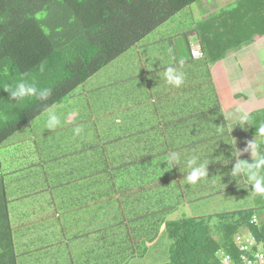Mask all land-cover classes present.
Here are the masks:
<instances>
[{"label": "trees", "instance_id": "1", "mask_svg": "<svg viewBox=\"0 0 264 264\" xmlns=\"http://www.w3.org/2000/svg\"><path fill=\"white\" fill-rule=\"evenodd\" d=\"M199 1L0 0V264L33 260L35 264H130L145 256L144 244L157 240L163 224L170 245L168 261L161 264H222L224 255L231 257V264H240L236 237H252L255 246L264 244V194L254 192L246 174L231 175L237 163L236 148L223 112L210 110L216 114L212 117L220 116L223 131L220 140L208 137L198 142L205 149L198 163L210 164L207 169L212 170L218 156H224L225 163L232 162L231 170L225 168L221 174L222 179L225 175L233 181V186L223 183L225 192L246 187L243 191L252 206L241 210L167 221V214L188 203L184 188L177 184L159 188L161 181L152 182L134 170H120L122 164L110 152L116 150V139L101 145L81 141L80 150L64 144L55 157L33 160L32 167L36 163L42 167L45 184L29 194H24V187L16 186L14 192L10 188L17 182L16 173L25 179L29 176L21 173L25 168L7 166L6 170L1 161L7 141L33 128L47 107L68 101L90 79L136 48L169 41L176 63L184 64L193 57L188 38L194 34L201 55L198 65L205 68L210 83L213 66L264 39V0H236L231 8L221 7L203 20L191 11ZM21 80L35 81L50 95L11 101L4 89L14 88ZM215 99L218 102L216 94ZM246 116L247 131L257 138L260 155H264V136L258 131L264 124V107ZM45 149L36 145L38 153ZM59 155H72L66 160L70 168L60 174L44 170L46 162ZM76 161L92 169L76 168ZM55 163H50L51 169ZM260 173L264 175V166ZM195 192H205L204 186ZM167 193L168 201L156 198ZM37 199L38 206L27 208ZM30 230L36 236L42 233L39 245L28 241ZM121 231L127 234L128 243L115 242Z\"/></svg>", "mask_w": 264, "mask_h": 264}, {"label": "crops", "instance_id": "2", "mask_svg": "<svg viewBox=\"0 0 264 264\" xmlns=\"http://www.w3.org/2000/svg\"><path fill=\"white\" fill-rule=\"evenodd\" d=\"M188 40L190 41L191 51H199L195 35L191 34ZM160 43H165L168 47L166 57L161 56L159 53V46L157 45ZM160 43L136 48L121 59L122 61L131 59V63L135 64V69L131 68L126 73L123 82L127 84V95L124 97L125 100L122 98L119 100L120 104L101 101L97 111L91 115L90 111L95 110L96 107L90 105V102L87 103V106H84V103L69 99L70 103L66 101L59 105V107H62V105L65 108L68 107V111L58 113V115L61 118V125H64L62 129L77 127L78 131L73 133L76 140L88 141L81 139L83 136L84 138L90 136L83 134L89 130L86 129L85 126L87 125L85 123L90 126L93 124V133L96 134L92 135L94 140L96 137L105 142L116 139V150H110V152H113L112 156L117 158V163L122 164L123 167L120 170H134L135 173L140 172L148 176L152 182L161 181L159 188L173 187L177 184L184 188L186 201L191 202L190 198L194 197L193 201L195 202L198 201L200 195L195 192V189H200L206 185L203 184L204 181L195 184L187 181L186 177L192 170L188 165V160L195 156L198 157L199 162V157L205 155V149L200 152L196 146L198 142L190 143L188 141L189 139L193 141L203 140L208 137H213L214 142L221 139L223 127L219 126L220 116L209 118V115L215 114L210 110L218 111V113L223 112L228 128L225 107L232 106L231 104L236 103V98L241 95V90L232 94V91L227 88L228 84L234 81L233 78L239 71L237 70L239 65L235 64V61L239 58L245 68V63L248 65H251V63L244 60L247 48L243 52L230 54L224 61L212 67V78L211 82L208 83L205 78L206 70L198 65V58L191 57L190 62L177 64L170 42ZM255 65L257 63L253 64L254 67H256ZM168 67H175L185 74L184 83L180 87L167 83L164 72ZM239 73L241 72L239 71ZM208 88L213 93V107H211L210 102L204 99V95L201 96L196 93V97L193 98L196 103H199L195 108L201 107L203 109L202 117L199 118L194 113L179 115L173 111V100L182 98L187 93H194ZM215 94L218 102L215 99ZM242 105L243 108L248 107L247 103ZM94 115H97L98 118L96 119ZM61 134L68 138L66 133ZM234 147L236 148L235 144ZM172 152L179 154V160L167 165L166 158ZM86 154L87 157L90 156L89 153ZM107 156L110 157V155ZM73 157L76 158V155L74 154ZM126 162L136 163L128 165L127 168L124 166ZM75 164L77 165L76 168L86 167L84 169H92L87 164L79 165L77 161ZM104 164L107 165V162ZM168 194L170 193L160 194L156 198L168 201ZM170 196L174 197V194ZM174 210L176 209H173L170 213ZM169 214L165 216V219Z\"/></svg>", "mask_w": 264, "mask_h": 264}, {"label": "rangeland", "instance_id": "3", "mask_svg": "<svg viewBox=\"0 0 264 264\" xmlns=\"http://www.w3.org/2000/svg\"><path fill=\"white\" fill-rule=\"evenodd\" d=\"M235 1L236 0H200L197 4L193 5L191 11L196 19L203 20L208 16L214 15L220 10L219 8L221 7L231 8ZM157 46H159L160 55L166 57L168 55L167 45L165 43H160ZM245 50L246 49H243L241 51L243 52ZM123 58L124 56L111 64L105 70L101 71L97 76H94L92 79H90L82 88L78 89L74 93V96H71L72 98L70 99L84 103V106H87V103L90 102V105L96 107L95 110L93 109L90 111L91 115L97 111L101 101H111L115 102L116 104H120L119 100L121 98L125 100L124 97L127 95V84L126 82H123V80H125L128 70L131 68L135 69V64L131 63V59L122 61L121 59ZM244 58V60L249 61L251 65L245 63V68L243 62H241L238 58V60L235 61V64L239 65L237 70H239L241 73L238 71L236 76L233 78L234 81L229 83L227 87L232 91V94L241 90V95L240 97L236 98V103H232V106L230 107L227 105V107H225V114L229 124V132L231 138L233 139L232 141L236 146V151L239 152V158L241 161L253 158L251 150L245 151V149L247 148L248 142L254 141V139L257 142L256 137L249 135L247 131V125L243 120H241V116L249 113L251 110L261 108V106L262 108L264 107V39L258 43H254L251 47H248ZM255 63H257V65H255L256 67L253 66ZM196 93L200 94L201 96L204 95V99H206V101L214 104V101L212 100L213 93L211 92V89L208 88L206 90H199L197 92L195 91L194 93H187L182 98L173 100V111L179 115L194 113L198 115L199 118L202 117L201 114L203 109L201 107L195 108L196 105L199 104L193 100V98L196 97ZM68 103H70V100H68ZM245 103L248 104L247 108H243L242 104ZM213 104L211 107H213ZM53 109L57 113L67 111L63 105L62 107L57 106ZM212 115L213 114L209 115V118H212ZM94 117H96V119L98 118L97 115H94ZM46 120L47 113L43 114L39 119H37V122L33 128L23 130L21 133L14 136V138L8 140L5 145V147H7L1 151V161L3 163V167L6 170H8L7 166L9 168L12 167L16 169H18V167H23L25 170H23L21 173H25L27 175L29 174V176L25 179V175L19 176V174L16 173L14 179L17 180V182L15 181L10 184V188L13 192L17 191L16 186H18V188L24 187V194L32 193L35 190L40 189L41 186H44L45 183L43 184L42 182V167L37 165V163L36 166L32 167L33 160H42V158H45L44 160H48L55 157V155L61 151V149H63L64 144H69L71 146V150H80L82 148L81 141L76 140L73 134L78 131L77 127H74L73 129H62L64 125H61L60 123L55 129L49 130L46 126ZM85 124L87 125L85 126L86 129L89 130L84 134L90 135L89 137L91 139L89 140V137L84 138V136L81 137V139L88 140L86 142L89 144H91L93 141H97L96 143L100 145L101 143L105 142L101 141L100 139L98 140L97 137L94 140L92 135L96 134L93 133V124L91 126L87 123ZM31 130H33L34 133H32ZM47 131L51 132L44 134V132ZM61 133H66L68 138H66L65 135ZM200 140L201 139L193 141L192 139H189L188 142L194 143L199 142ZM12 142L16 143L11 146L10 144ZM37 144L46 149L38 153L36 150ZM196 146L200 152L204 151V146L202 143H198ZM39 154L41 158L39 157ZM63 154L65 155V152ZM61 156L62 155H59L57 157L59 159L54 158L56 159L54 161H47V166L44 168V170H47L51 174H60L59 172H61L63 168H70V166L66 164V160L72 158V155L66 157ZM55 161L57 162V165L55 163L54 168L51 169L49 165L51 162L54 163ZM212 164L214 165V167H212L213 169H207L208 172H210V170L212 172L209 173L210 175L208 178L206 176V181H204L206 184L203 182V184L206 185L204 187L205 192H202L198 196V201L194 202V197H191V202L183 204L181 207L170 213L166 218L167 221L188 217L219 214L222 212L241 210L252 206L251 198L246 196L245 192L243 191L246 187H242V190L234 189L225 192V185L223 183L230 182V185L233 186V181H230L225 175L222 179L221 172L225 168H227L226 170L230 171L232 162L229 164L225 163L224 156H218L214 159ZM28 165L31 166L27 167ZM208 168H210V164H208ZM62 189L63 188L60 190ZM219 191H223V193H219ZM16 194L17 192H15L14 195ZM34 196H37V194ZM40 203L41 202L39 200L33 201V203L29 204L27 208L32 209V207H36ZM35 225H38V223ZM37 229L39 228H34L33 230ZM32 232L33 231L26 233L27 239L29 242H33L34 246H37L39 245L38 240H40V238H44L42 233L36 236L33 235ZM126 235L127 234L124 233V231H121V237L115 236V242L118 244L122 239L124 241L126 240V243H128L129 238ZM35 243L37 244L35 245ZM169 245L170 241L166 236L165 226L163 224L159 228V235L156 242H154L152 245L147 243L144 244V248L147 250L145 256L142 259L136 258L135 260L131 261L130 264L166 263L168 261ZM120 246L123 249L128 248L127 245L124 244H120ZM57 249L59 250V246ZM25 263L35 264V260Z\"/></svg>", "mask_w": 264, "mask_h": 264}, {"label": "clouds", "instance_id": "4", "mask_svg": "<svg viewBox=\"0 0 264 264\" xmlns=\"http://www.w3.org/2000/svg\"><path fill=\"white\" fill-rule=\"evenodd\" d=\"M165 79L169 85L180 87L184 83L185 74L179 71L175 67H168L164 72ZM4 91L9 93V97L11 101L20 102L25 98L29 97H38L40 99H47L50 95V92L47 89H41L37 86L35 81L27 82V81H19L15 87L8 86L4 89ZM47 113L46 126L49 130L55 129L60 123L61 119L58 113L51 107H47L45 109ZM248 117L246 115L241 116V120L247 121ZM259 133L264 136V124L258 129ZM251 150V154L253 157L259 156L258 159L253 160L251 163L240 161L238 159L239 152L236 151L233 157L237 158V163L233 168L231 173L232 176H236L239 174H246L248 179L253 181V190L257 194H264V175H261L260 170L262 166H264V155H260V148L256 140L248 142L247 148L245 151ZM179 160V154L176 152H172L167 158L166 163L173 164ZM189 167L192 168L191 172L186 177L189 183L195 184L202 178L208 176V164L206 163H198V157H192L188 160Z\"/></svg>", "mask_w": 264, "mask_h": 264}, {"label": "built area", "instance_id": "5", "mask_svg": "<svg viewBox=\"0 0 264 264\" xmlns=\"http://www.w3.org/2000/svg\"><path fill=\"white\" fill-rule=\"evenodd\" d=\"M193 57H200V52L194 51ZM254 223H257L256 219H253ZM236 244L240 250V264H264V244L255 246V240L252 237L240 238L236 237ZM222 264H231V257L224 255L221 257Z\"/></svg>", "mask_w": 264, "mask_h": 264}]
</instances>
